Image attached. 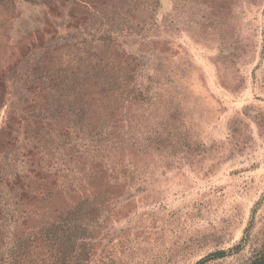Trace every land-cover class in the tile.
Instances as JSON below:
<instances>
[{
	"label": "rangeland",
	"instance_id": "rangeland-1",
	"mask_svg": "<svg viewBox=\"0 0 264 264\" xmlns=\"http://www.w3.org/2000/svg\"><path fill=\"white\" fill-rule=\"evenodd\" d=\"M91 67L106 92L64 106ZM82 145L104 178L44 198ZM82 197L65 264H249L264 248V0H0V246Z\"/></svg>",
	"mask_w": 264,
	"mask_h": 264
},
{
	"label": "trees",
	"instance_id": "trees-1",
	"mask_svg": "<svg viewBox=\"0 0 264 264\" xmlns=\"http://www.w3.org/2000/svg\"><path fill=\"white\" fill-rule=\"evenodd\" d=\"M43 48L46 49L45 46ZM8 74L7 71L2 78L4 79ZM87 74H95L93 67H91L90 70L83 72L81 75L76 71L70 74L66 85L69 89L68 92L71 93L74 98L72 100L66 98V102H64L65 104H63L64 106L72 107L75 104V101L81 97V91L85 87V96L81 97L83 100V105L81 106H84L86 110L91 111L93 106L98 102L99 96L106 92L105 90L107 88H105V82L100 84L96 80L90 79V77H85ZM78 78L86 82L84 83L78 80ZM58 86L59 83H56L52 86V90H56ZM63 95L64 92L60 93L59 98L61 99ZM64 96H68V94H65ZM81 106L78 105L77 107ZM87 117L88 120L93 118L92 114ZM87 129L94 131L96 128L94 125L88 123ZM52 134H54V132L48 133V135L51 136L50 140L53 139ZM81 147L83 148L81 149V153L76 155L71 153L69 155L71 161L66 162V165H68L65 167L67 170L65 174L58 177L57 174L52 173L50 181H52L53 187L48 190L44 198L49 199L54 195L56 189H59L61 192L65 193V195L69 194L74 196L88 188V186H90L91 183H94V181L97 182L101 178H104L105 175L103 174L106 172V169L102 163L103 160H101L104 158L103 153H101L99 149L90 150L86 147L84 148L83 145ZM94 151H98V153L94 154ZM75 152H77V149ZM73 171L77 175L71 176ZM91 176L93 180L90 181L88 178ZM98 184L95 183V188ZM105 191L106 190L101 187L97 189L98 193H103ZM23 199L22 202L24 204H33L34 200L37 199V195L28 194V196H25ZM87 200L89 199L86 197L74 200L73 203L68 205L66 210L59 211L50 222L48 221V223L38 231L29 233L22 238H18L17 241H14L7 251H5V249L3 250L2 244L0 246V264H65L66 257L76 250L75 226L73 225V222L77 219L78 207ZM35 211V208L30 207V209L25 210L24 213L29 217L32 216V213ZM58 231H62L63 233L59 234ZM224 254V251H219L215 253V256L222 257ZM71 259V264H76L74 262V257ZM249 264H264V248L250 259Z\"/></svg>",
	"mask_w": 264,
	"mask_h": 264
}]
</instances>
